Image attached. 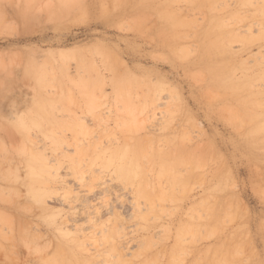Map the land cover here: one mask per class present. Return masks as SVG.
Segmentation results:
<instances>
[{
	"label": "rangeland",
	"instance_id": "obj_1",
	"mask_svg": "<svg viewBox=\"0 0 264 264\" xmlns=\"http://www.w3.org/2000/svg\"><path fill=\"white\" fill-rule=\"evenodd\" d=\"M262 127L264 0H0V264H264Z\"/></svg>",
	"mask_w": 264,
	"mask_h": 264
},
{
	"label": "bare ground",
	"instance_id": "obj_2",
	"mask_svg": "<svg viewBox=\"0 0 264 264\" xmlns=\"http://www.w3.org/2000/svg\"><path fill=\"white\" fill-rule=\"evenodd\" d=\"M170 19V21H172V23H173V25L176 23L174 20H172L173 18H169ZM176 21H178V20H176ZM168 24V23H167ZM177 24V23H176ZM170 25H172V24H170ZM178 26V25H177ZM173 27V26H172ZM172 27H170V28H172ZM169 28V29H170ZM209 33H212V32H209ZM206 35H208V34H206ZM225 46V39H222V40H220V39H215L213 42H209L203 49V51L205 52V55L203 54L202 55V58H201V60H202V62L204 61V60H211V63H212V56L214 57V55H215V53H216V50H223V47ZM206 62V61H205ZM208 63V62H207ZM203 64H204V67H205V69L209 72V74H210V76H211V79H212V84H213V86H215V87H218V88H223V89H225V88H231V87H234V88H236V84H233V83H230V82H228V81H226V80H224V79H220L219 77L221 76V71H222V68H220V67H216V66H214V65H212V64H207L206 66H205V64L206 63H204L203 62ZM37 73H34L35 75H39V70H37L36 71ZM216 72H218L219 73V75L217 76L216 75ZM223 73V72H222ZM37 77V76H36ZM43 83H44V81H42ZM42 83V84H43ZM39 85H40V83H39ZM122 86H123V84L122 83H119V85H118V87L117 88H122ZM39 105V104H38ZM43 108V107H42ZM37 110H38V112L36 113L37 114V117L36 118H30L31 119V123L32 124H34V125H38L40 122L39 121H41L42 119V116H43V114H42V112L44 111H42V109H41V107L40 106H38L37 107ZM38 117H40V118H38ZM41 119V120H40ZM23 121V120H22ZM28 121V120H27ZM29 122V121H28ZM256 131H264V127H262V128H256ZM42 171H44V165L41 163L40 164V166H38V172L40 173V172H42ZM38 172H35V170L34 169H32L31 171H30V174L31 175H33L34 177H35V175H37L38 174ZM34 181L35 182H37L38 180H36V179H34ZM34 183V182H33ZM37 197H38V195L35 193V192H33ZM140 194L142 195V196H144V197H149L150 196V194L149 193H146V192H140ZM137 197V196H136ZM151 198V197H150ZM149 198V199H150ZM149 201V200H148ZM151 201V200H150Z\"/></svg>",
	"mask_w": 264,
	"mask_h": 264
}]
</instances>
